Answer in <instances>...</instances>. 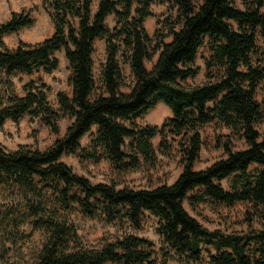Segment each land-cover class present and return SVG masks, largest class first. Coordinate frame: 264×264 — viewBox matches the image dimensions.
<instances>
[{
    "label": "trees",
    "instance_id": "1",
    "mask_svg": "<svg viewBox=\"0 0 264 264\" xmlns=\"http://www.w3.org/2000/svg\"><path fill=\"white\" fill-rule=\"evenodd\" d=\"M43 3L54 30L42 41L9 48L3 40L33 25L29 13H12L0 23V127L28 115L58 135L59 119L71 122L43 150H7L0 142V264H264V130L257 128L264 122L257 98L264 83V0ZM152 4L167 5L168 13L150 35L144 22L153 15ZM99 38L105 57L97 83L93 54ZM60 52L68 63L70 94L57 92L55 106L41 80L28 81L23 94L16 93V74L51 73ZM199 56L205 80L183 84L200 72ZM123 66L130 72L127 81ZM159 103L171 116L160 125L138 122ZM210 124L218 130L206 141ZM204 147L221 155L195 169ZM64 155L105 161L118 175L152 169L159 155L177 157L182 171L170 184L119 187L75 173ZM185 203L196 212L200 205L213 212L237 204L244 209L237 225L209 229ZM75 215L117 233L85 245ZM150 217L157 242L138 234ZM35 231L42 239L30 259H11L10 252L22 255L21 244Z\"/></svg>",
    "mask_w": 264,
    "mask_h": 264
},
{
    "label": "rangeland",
    "instance_id": "2",
    "mask_svg": "<svg viewBox=\"0 0 264 264\" xmlns=\"http://www.w3.org/2000/svg\"><path fill=\"white\" fill-rule=\"evenodd\" d=\"M151 11L153 15L147 18L144 22V26L150 35H152L154 30L159 26L157 25V19H162L167 15L168 7L167 5L152 4ZM12 13H29L34 19V23L30 27L22 28L17 33L4 36L3 40L9 48L15 47L19 41L27 43L42 41L53 33V24L49 16V11L43 3V0H0V23L9 19ZM106 23L109 27H112L114 25L113 16H109ZM200 55H206V50L201 49ZM56 56L59 60V64L57 69L51 73L39 70L31 75L24 73L16 74L12 78L16 93L19 95L23 94L22 86L28 81L41 80L49 86L48 99L55 106H57L55 101L57 92L63 91L70 94L71 87L68 83V63L65 60L63 53H57ZM104 57V39L99 38L95 42V51L93 54L94 77L97 83L99 81V69L104 61ZM155 58L156 56L154 59ZM196 63L201 67L200 72L195 77L186 79L183 84L196 85L205 80L204 64L200 56L197 58ZM146 67L150 69L152 67V62H147ZM123 72L126 81L129 80L130 72L127 66H123ZM123 90H127V88H123ZM257 98L264 104V83L257 92ZM169 116H171L170 109L163 103H159L153 110L139 119L138 122L141 124L160 125L163 120ZM70 122V118L62 116L58 121L59 134L55 135L50 131L48 126L40 122L38 119H32L28 115H24L19 122L14 123L7 120L0 127V142L7 150H14L20 145H27L43 150L49 147L57 137L63 136ZM257 128L259 131H263L264 122ZM216 130H218V128L215 125H208L203 132L204 139L206 141H212V137ZM88 137L89 134H86L81 139V144L83 146H87L89 141ZM153 143L156 145L158 143V138L153 139ZM220 155L221 152L219 150L204 147L200 152V158L195 163L194 168H205ZM62 160L68 164L75 173L87 177L93 183H109L114 181L118 183L119 187L129 186L134 188H146L161 183L170 184L182 171V166L179 164L177 157L167 158L160 155L158 156L157 165L154 168L129 172L123 175L116 174L111 166L105 161L92 162L81 160L77 155H64ZM185 207L209 229L232 225L230 223L231 221L234 225H237L235 224V221L240 219L244 209L243 204H237L231 210L222 207L217 212H213L209 207L204 205L199 206L198 212L191 210L186 203ZM226 215H228L229 218L226 217L227 219L224 220L223 217ZM74 222L77 225V233L85 245H97L103 239L110 238L117 233L111 226L102 224L96 220L87 219L80 215H75ZM154 228V219L152 217L149 219L146 218L144 220V227L138 231V234L157 242ZM23 229L26 232H30V226L28 225H25ZM41 239L42 233L35 231L30 240L21 244L22 255H15L10 252L8 256L11 259L27 262L30 259V255L28 254L29 251L31 252ZM166 264L178 263L175 261H168Z\"/></svg>",
    "mask_w": 264,
    "mask_h": 264
}]
</instances>
